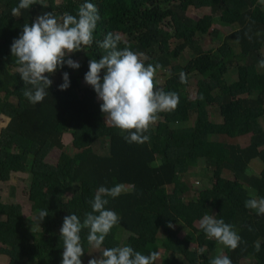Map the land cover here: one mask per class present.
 <instances>
[{
	"label": "trees",
	"instance_id": "trees-1",
	"mask_svg": "<svg viewBox=\"0 0 264 264\" xmlns=\"http://www.w3.org/2000/svg\"><path fill=\"white\" fill-rule=\"evenodd\" d=\"M43 2L47 7L36 3L17 17L11 10L19 0H0V117L8 119L0 131V182H8L13 173L29 174L26 195L34 212L24 226L21 206L3 203L0 195V255L7 257V264H61L64 217L75 213L83 222L98 188L116 184L126 190L117 198L105 197L109 201L105 207L120 219L101 247L121 246L122 233H128L133 240L123 245L145 255L163 248L164 258L155 264H209L220 243L196 226L207 214L233 225L241 237L235 250L226 247L222 253L232 264H245L249 256L250 264H264V215L245 207L252 195L243 191L238 180L259 160L262 171L255 185L258 198L264 197V129L260 124L264 68L258 63L264 59V5L259 0H90L101 18L92 45L73 53L74 59L82 58L80 67L65 64L49 74L56 84L42 102L32 104L24 97L26 86L15 72L13 40L38 15L49 11L57 17L65 12L75 15L85 0H63L59 5L54 0ZM191 10H209V14L194 21L187 14ZM220 28L234 30L219 40L216 50H204L202 39H219ZM109 32L122 36L120 48L129 46L144 54L146 64L159 65L156 77L163 72L168 76L160 85L156 80L157 87L179 96L176 111L163 115L164 121L145 133L150 137L145 143H128L127 133L107 127L96 92L92 86L81 87L90 59L104 54L97 41ZM187 52L190 57L182 71L188 82L184 84L180 72L172 68ZM64 72L69 73L70 87L60 90L58 80L63 82ZM193 75L201 78L196 97L184 103ZM208 108L215 110L218 123L211 120ZM192 117L196 122L187 127ZM64 134L71 136L75 153L67 151L55 165L46 163L53 148L64 151ZM249 135L247 147L231 142ZM202 159L211 165L213 184L196 190L182 178ZM225 172L237 179L225 177ZM175 180L180 182L175 185ZM40 210L49 213L41 225L35 219ZM184 229L187 235L181 237ZM88 231L83 228L80 233L85 250L81 259L90 247ZM193 244L199 250L192 249Z\"/></svg>",
	"mask_w": 264,
	"mask_h": 264
},
{
	"label": "clouds",
	"instance_id": "clouds-1",
	"mask_svg": "<svg viewBox=\"0 0 264 264\" xmlns=\"http://www.w3.org/2000/svg\"><path fill=\"white\" fill-rule=\"evenodd\" d=\"M259 2L264 5V0ZM36 3L47 7L43 0H19L11 10L12 15L18 17L22 9H29ZM100 18L96 5L85 0L75 15L65 12L57 17L49 11L38 15L34 22L23 25L21 34L11 44V54L26 86L22 93L30 103H40L47 96L54 83L49 74L54 75L65 64L74 69L80 67L71 54L92 45ZM122 42V36L114 32L97 41L104 54L99 59H90L84 79L96 92L97 99L102 101L100 109L105 123L119 129L122 134L127 133L124 139L128 143H145L150 139L145 133L158 120L159 113L175 110L179 96L175 91L157 87L155 77L159 65L146 64L144 54L129 46L120 48ZM258 63L264 68V59ZM179 79L181 83L188 82L183 71L179 73ZM58 87L60 90L70 87L69 73H63V83ZM125 190L122 184L111 188L100 186L88 202L91 211L85 213L83 222L75 213L64 217L60 229L63 240L61 264H83L81 257L85 250L80 236L83 228L89 230L88 244L101 249L105 238L120 219L114 210L105 207L109 202L105 197L117 198ZM245 207L264 215V197L257 199L251 196L245 201ZM48 215V210H40L35 219L41 225ZM168 226L174 227L171 223ZM199 226L208 238H214L225 247L235 250L239 246L241 237L233 225L222 218L205 214ZM252 230L249 226V231ZM255 250L260 251L258 241L255 242ZM100 253L99 258H91L88 264H155L160 256L158 251L145 255L130 245L102 248ZM209 264H232V260L227 255L218 254L210 259Z\"/></svg>",
	"mask_w": 264,
	"mask_h": 264
},
{
	"label": "rangeland",
	"instance_id": "rangeland-1",
	"mask_svg": "<svg viewBox=\"0 0 264 264\" xmlns=\"http://www.w3.org/2000/svg\"><path fill=\"white\" fill-rule=\"evenodd\" d=\"M55 3L57 5L61 4L63 0H54ZM188 17L193 19L194 21H198L199 19H201L203 16L208 15L209 14V10H200V11H188ZM234 29H226L223 30L220 28V34L221 36L219 37V39H215V38H210V37H204L202 39V45L204 50L208 51V50H216L219 46H220V41L222 40L225 36L231 34V32ZM161 31L163 33H169L170 31L168 29H163L161 28ZM174 44V43H173ZM172 45V44H171ZM171 48H173V45L171 46ZM190 57L189 52L185 53L176 63L175 68H172L176 73H179L183 70L184 66L186 65L188 58ZM71 58H73V53L71 54ZM67 59V57H66ZM74 60L81 62L82 58H75ZM16 73H18V71H15ZM168 76V74H165V72H163L161 75L156 78V80H158V84H162L163 81L166 79V77ZM236 73H234L233 76V81L236 80ZM201 78L198 75H193L192 76V82L191 85L189 86L188 90H187V95L188 98L187 100H185L184 103H186L188 100H194L196 97V93H197V81H199ZM54 83L56 84V79H53ZM58 84L63 83L62 81L58 80ZM90 85L87 84L86 82H81V87L82 88H87ZM98 100V99H97ZM11 104L15 103V99L10 98L9 99ZM98 102L102 103V101ZM180 106V105H179ZM178 108V106H177ZM176 108V109H177ZM171 111V112H162L159 113L158 116V120L150 127L151 129H154L157 125L158 122H163V115L166 116H170L172 115L175 111ZM208 112L211 114V120L213 122L218 123L219 119L217 118V113L215 112V110L213 108H208ZM8 119L5 117H0V124H4V125H0V128L2 129L5 124L6 121ZM196 122V117H192V119L190 120V123L188 125H186L187 127H193L194 124ZM104 124L111 128L112 126L108 125L105 123V119H104ZM260 124L264 129V119L260 120ZM115 128V127H114ZM0 129V130H1ZM118 132H120V130L118 129ZM70 135H64L61 139L65 149L64 151L59 150L57 148H53L45 157L44 161L46 163L55 165L58 161L59 158L61 157H66V152L68 151L69 153L73 154L75 153V149L71 147V141H70ZM250 140H251V136H245L242 137L238 140H232V143H238L240 144V146L242 147H247L250 144ZM165 161V160H164ZM262 171V165L259 162V160H255L251 163L249 170L242 175L241 177H238V180L241 182V188L243 189V191H245L246 193H249L252 196H255L258 199V195H257V189H256V185L255 183H257V181L259 180L260 174ZM189 176L186 178H182V182L186 181L192 188L194 189H202V188H206L209 187L213 184L212 182V176H213V171L211 168V165L206 161V160H200L197 164V166L193 167L190 171H189ZM225 177L229 178V179H237L236 176H234L232 173L230 172H225L224 174ZM175 185H177L180 181L175 180ZM30 183V176L27 173H13L11 174L10 180L8 182H0V195H1V199L3 203H16L19 204L22 208V215H21V222L23 223V225L25 226V222H29L31 219H33L34 216V212L30 206V202L27 199V192H28V185ZM70 194H66V197H69ZM200 222L196 223L197 227L199 226ZM34 229V227L32 228ZM36 229V228H35ZM34 229V230H35ZM187 230H183L180 233L181 237H185L187 235ZM164 237V236H163ZM162 238H160L159 243H161ZM128 240H133V238H130V234L128 233H122L121 235V245H123L124 242L128 241ZM1 246V245H0ZM192 249H196L199 250V248L197 247L196 244H193ZM103 248V247H101ZM225 246L222 244H219L218 247H216L215 249V254H222L225 250ZM100 249H96L94 247H89L87 253L85 254L86 256H84V258L82 259L83 264H88V261L93 258H99V256L101 255L99 253ZM163 248L161 247L160 249V258L162 261V258H164L163 255ZM252 261V256H249L247 259L244 260L243 263L245 264H250ZM0 264H7V257L0 255Z\"/></svg>",
	"mask_w": 264,
	"mask_h": 264
},
{
	"label": "crops",
	"instance_id": "crops-1",
	"mask_svg": "<svg viewBox=\"0 0 264 264\" xmlns=\"http://www.w3.org/2000/svg\"><path fill=\"white\" fill-rule=\"evenodd\" d=\"M7 123H8V120L6 121L5 126L7 125ZM0 125H4V124L2 123V124H0ZM5 126H4V127H5ZM4 127H3V128H4ZM0 129H1V128H0ZM70 141H71V138H70Z\"/></svg>",
	"mask_w": 264,
	"mask_h": 264
}]
</instances>
